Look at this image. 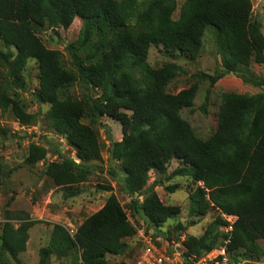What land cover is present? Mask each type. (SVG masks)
Returning <instances> with one entry per match:
<instances>
[{
	"label": "trees",
	"instance_id": "1",
	"mask_svg": "<svg viewBox=\"0 0 264 264\" xmlns=\"http://www.w3.org/2000/svg\"><path fill=\"white\" fill-rule=\"evenodd\" d=\"M176 0H0V68L7 82L21 89V74L30 60L39 69L34 99L49 110L50 130L62 136L80 160L75 164L58 153L59 161L46 162L45 146L28 144L23 161L28 169L45 163V175L65 199L81 195L78 186L87 182L101 159L102 145L93 129L102 117L122 126V139L110 142V159L124 172L120 192L131 198L127 207L154 233L168 240L173 233L186 232L209 212L216 216L200 237L183 242L185 255H201L224 246L233 262L241 257L260 259L259 242L264 244V83L237 72L239 67L264 64L262 25L252 20L250 0H185L177 21ZM75 19L81 26L75 43L67 47L71 70L62 64L57 51L48 50L38 37L44 29L57 35L67 31ZM208 27L216 30L218 54L223 71L214 76H195L214 86L226 75L260 89L254 95L222 94L217 109V126L206 140L198 138L182 111L190 108L198 92L197 82L176 95L168 84L183 72L175 63L152 68L147 62L151 46L168 54L197 60ZM81 84L96 97L74 99L70 90ZM0 86V113L11 112L19 125L37 122L16 93ZM207 115V105L201 107ZM88 118L89 124L83 121ZM5 131L0 129V136ZM181 166L168 174V166ZM158 178L149 187V173ZM115 178V175H113ZM176 177H187L198 186L189 195V214L197 220L173 231L161 225L178 216V207L164 206L156 189ZM1 185V181H0ZM176 187H167L173 194ZM112 192L110 187L103 188ZM142 197V202H138ZM235 217L232 230L225 217ZM14 228L5 217L0 236V264H21L28 232L37 223L28 216ZM136 228L114 194L103 207L86 218L74 235L59 224L52 226L50 240L38 252V264L51 257L69 259V264H109L107 257L129 251ZM179 240V238H178ZM136 250H140L135 242ZM240 255V256H239ZM114 264H128L124 261Z\"/></svg>",
	"mask_w": 264,
	"mask_h": 264
},
{
	"label": "rangeland",
	"instance_id": "2",
	"mask_svg": "<svg viewBox=\"0 0 264 264\" xmlns=\"http://www.w3.org/2000/svg\"><path fill=\"white\" fill-rule=\"evenodd\" d=\"M119 1V0H118ZM252 4V20L262 25L264 35V0H250ZM177 10L173 15V20L177 21L180 16V10L185 0H176ZM81 21L75 19L72 26L67 31L42 30L38 37L43 45L52 51L60 54L62 64L66 69L71 70V58L67 52V47L75 43L78 38ZM2 51H5L0 47ZM147 62L152 68H161L165 63H175L179 65L183 72L178 74L167 86L169 94L176 95L179 92L188 89L197 82L198 92L190 108L182 111V118L187 121L195 135L201 140L209 138L217 126V109L220 105L222 94L236 93L254 95L260 92L259 88L245 84L241 79L229 74L219 80L214 86H210L208 81H198L195 76L207 74L214 76L223 71L221 57L218 54L216 43V30L208 27L203 36V47L197 60H189L179 54H168L161 47L151 46L148 52ZM237 72L251 80L264 83V64H252L249 68L239 67ZM7 71L0 68V86L9 87L8 94L16 93L24 109L28 113L36 115L37 122L30 127L34 129L20 131L18 121L9 111L6 114L0 113V129L5 131L4 137L0 136V236L2 225L6 216L14 228L24 219V216L32 221L40 223L35 224L29 230V240L26 251L19 255L21 264H38V252L41 248L48 245L52 226L59 224L69 229L75 230L81 223L91 215L98 212L104 205L110 194H114L119 200L121 206L130 221L136 228L141 219L127 206L132 199L120 192L121 180L124 178V172L117 162L110 159V142H119L122 139V126L120 123L108 118L102 117L98 124L93 127L97 133L101 149V159L92 163L95 167L86 183L78 186L82 191L81 195L65 199L63 189L55 188L51 180L45 175V163H39L36 168L28 169L24 166V159L28 144L32 143L34 138H38V143L45 146L48 151L46 162L59 161V151L62 157H68L73 152L67 145L62 136L56 135L50 130L46 119V113L49 107L38 104L34 99V92L39 85V69L35 61L30 60L21 74V89L7 82ZM71 96L80 100L82 97L98 95L95 91L85 90L79 84L70 90ZM207 105V115L201 112V107ZM89 119L85 118L84 123L89 124ZM181 166L180 161L173 160L168 166V174ZM115 175V178L113 177ZM159 179L154 172L149 173V187L155 180ZM176 187L175 192L170 194L167 187ZM198 185L193 183L190 178L176 177L170 182L165 183L155 191L161 203L164 206L178 207L180 213L171 219H168L161 225L163 231H173L174 227L179 224L183 227L192 220H197L189 214L190 200L189 195ZM110 187L112 192L103 190ZM138 202H142V197H138ZM216 216L214 212H209L200 220V223L186 232L173 233L172 239L184 236L200 237L206 226ZM226 232V229L221 230ZM134 240L126 242L131 249L118 257L108 256L107 262L114 264L117 262H126L131 264L138 250H136ZM224 243V241L222 242ZM260 259L252 260L243 258L240 255L238 261L241 264H264V244L259 242ZM10 264H15L11 262ZM47 264H69V259L59 260L51 257Z\"/></svg>",
	"mask_w": 264,
	"mask_h": 264
},
{
	"label": "built area",
	"instance_id": "3",
	"mask_svg": "<svg viewBox=\"0 0 264 264\" xmlns=\"http://www.w3.org/2000/svg\"><path fill=\"white\" fill-rule=\"evenodd\" d=\"M20 131L34 129L30 126L17 125ZM30 129V130H31ZM38 138H34L32 143L41 145L37 142ZM73 152V151H72ZM75 164H79L80 160L73 154L68 156ZM229 226L227 231L232 230V225L236 220L235 217H225ZM129 220V219H128ZM130 222V221H129ZM72 236L75 234V229L70 227L67 229ZM185 237L182 236L179 240H168L158 233H154L152 229H148L144 224H140L136 230L135 240L140 246V250L131 264H241L233 262L227 253L226 245L228 242L224 241V246L215 248L200 257L196 255H185L183 242Z\"/></svg>",
	"mask_w": 264,
	"mask_h": 264
},
{
	"label": "crops",
	"instance_id": "4",
	"mask_svg": "<svg viewBox=\"0 0 264 264\" xmlns=\"http://www.w3.org/2000/svg\"><path fill=\"white\" fill-rule=\"evenodd\" d=\"M28 235H29V233H28ZM28 243V242H27Z\"/></svg>",
	"mask_w": 264,
	"mask_h": 264
},
{
	"label": "clouds",
	"instance_id": "5",
	"mask_svg": "<svg viewBox=\"0 0 264 264\" xmlns=\"http://www.w3.org/2000/svg\"><path fill=\"white\" fill-rule=\"evenodd\" d=\"M67 229V228H66Z\"/></svg>",
	"mask_w": 264,
	"mask_h": 264
}]
</instances>
